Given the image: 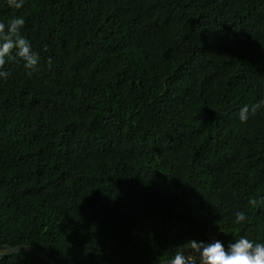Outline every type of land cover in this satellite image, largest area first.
Segmentation results:
<instances>
[{"label":"trees","instance_id":"trees-1","mask_svg":"<svg viewBox=\"0 0 264 264\" xmlns=\"http://www.w3.org/2000/svg\"><path fill=\"white\" fill-rule=\"evenodd\" d=\"M17 16L41 60L0 69V246L155 264L264 242V0H0Z\"/></svg>","mask_w":264,"mask_h":264},{"label":"clouds","instance_id":"clouds-1","mask_svg":"<svg viewBox=\"0 0 264 264\" xmlns=\"http://www.w3.org/2000/svg\"><path fill=\"white\" fill-rule=\"evenodd\" d=\"M9 7L20 9L23 7V0H8ZM25 19L21 16L12 18L7 24L0 22V69H3L6 58L8 60L19 57L24 62V68L28 74L36 71L40 64V54L33 51L31 42L22 35ZM15 53V57L13 55ZM48 64L52 59L49 57ZM10 72L0 70V78L7 80ZM264 104L261 101L251 108L254 114L256 110ZM241 122H246L249 118V107L245 105L240 113ZM259 203H264L260 201ZM252 207L258 206L256 199H250ZM247 220L243 211L235 213L236 224H242ZM178 250L166 262V264H264V242H256L245 236H241L230 243L227 248L219 240L209 243L203 241L190 240L177 248ZM7 249H0V257L7 254Z\"/></svg>","mask_w":264,"mask_h":264},{"label":"water","instance_id":"water-1","mask_svg":"<svg viewBox=\"0 0 264 264\" xmlns=\"http://www.w3.org/2000/svg\"><path fill=\"white\" fill-rule=\"evenodd\" d=\"M0 249H7V254L3 255L2 257H0V260L4 257L9 255L12 252H16V251H24V252H30L33 254L38 255L39 257L45 259L46 261H48L50 264H63L61 262H58L57 260L50 258L45 252H43L40 248L36 247V246H29V245H18V246H10V245H4V246H0ZM167 260L165 261H161L155 264H166Z\"/></svg>","mask_w":264,"mask_h":264}]
</instances>
